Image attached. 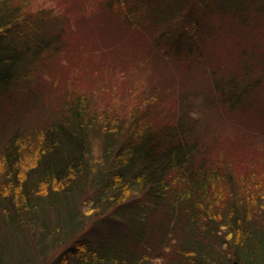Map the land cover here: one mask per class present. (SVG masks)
Returning a JSON list of instances; mask_svg holds the SVG:
<instances>
[{
  "label": "trees",
  "instance_id": "16d2710c",
  "mask_svg": "<svg viewBox=\"0 0 264 264\" xmlns=\"http://www.w3.org/2000/svg\"><path fill=\"white\" fill-rule=\"evenodd\" d=\"M97 4L0 0V264H264V0Z\"/></svg>",
  "mask_w": 264,
  "mask_h": 264
},
{
  "label": "rangeland",
  "instance_id": "374dc122",
  "mask_svg": "<svg viewBox=\"0 0 264 264\" xmlns=\"http://www.w3.org/2000/svg\"><path fill=\"white\" fill-rule=\"evenodd\" d=\"M36 1L39 2L41 5H45V6H48V7H51V8H55V9L59 8L60 10L63 8L64 5H67L66 13L69 16L70 22H73V19L76 18V13H80V15H84V16L90 17L89 15L93 14L96 11L98 12V9H97L98 8V4H97L98 0H82V5H80V6L79 5L78 6H73L72 4H70L71 0H66V2H65V0H62V1L61 0H36ZM93 16H94V14L90 18H92ZM95 21H96V19H94V20L89 19V21L85 24V25H87L86 26L87 29H84V30H87V33L91 37H92V32L93 31L91 30V26L90 25H92V23L95 22ZM95 25H99V24H95ZM101 25L102 24H100L95 29V32H93V35L95 36L96 43H100L101 42V38L103 37V29H101ZM87 38L88 37H86V39ZM117 43H119V42L117 41ZM94 49L96 50V51L93 50V51H95V53H90L91 55H89V58L92 59L95 64H93L94 65L93 70H90V69H92V68H90L87 71L88 74H86V75L89 76L91 74L92 77L93 76L98 77V81H100L102 78H106L108 80L109 79H113L114 76H111L112 75L111 74L112 69L108 65H105V62H107L106 64H110L111 66H114L115 64L117 65V63H118L117 60H120L119 59L120 57H117L118 59L117 58L112 59L114 61L106 59L107 61H105L103 63L102 62L103 59H101L102 55L99 54V51L101 50L100 47H97V48H94ZM119 55L122 56V57H127V55H125L124 53H120ZM123 59L125 60V58H121V60H123ZM73 60H74V58H73ZM62 61H64V60H62ZM102 67H105V69H107L108 72H110V73H108V74L105 73V69L101 70ZM116 74H119V77H120L121 73L115 72L114 75H116ZM45 76H47V75H45ZM119 77H118V79L116 78L118 80V82H119ZM80 78L81 79H86L83 76H81ZM120 82H121V80H120ZM85 87L87 88L88 85L85 84ZM258 110L263 114V116L261 118H264V107H262L261 109H258ZM259 111H254V113H258ZM230 148H232V147H230ZM234 151L237 152V153H244V151L239 147V145L235 146Z\"/></svg>",
  "mask_w": 264,
  "mask_h": 264
}]
</instances>
